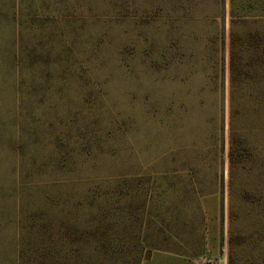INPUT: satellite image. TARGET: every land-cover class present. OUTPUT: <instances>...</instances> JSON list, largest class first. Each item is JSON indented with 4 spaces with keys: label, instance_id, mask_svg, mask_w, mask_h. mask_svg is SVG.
Masks as SVG:
<instances>
[{
    "label": "rangeland",
    "instance_id": "obj_1",
    "mask_svg": "<svg viewBox=\"0 0 264 264\" xmlns=\"http://www.w3.org/2000/svg\"><path fill=\"white\" fill-rule=\"evenodd\" d=\"M232 33L264 0H0V264H264V65L232 112Z\"/></svg>",
    "mask_w": 264,
    "mask_h": 264
},
{
    "label": "trees",
    "instance_id": "obj_2",
    "mask_svg": "<svg viewBox=\"0 0 264 264\" xmlns=\"http://www.w3.org/2000/svg\"><path fill=\"white\" fill-rule=\"evenodd\" d=\"M230 39V103L232 105V112H237L245 110L247 102V95L234 90L245 80V78L240 75L239 70V67L242 64L241 61L243 60L242 56L245 55V49L248 48V45L254 46V55L258 57L257 59L259 60V64L262 63L264 65V33H252L244 36H236L234 33H232ZM235 142L236 139L233 135L231 136L229 151L231 163L234 162V152H236L234 149ZM230 242H232V238H230Z\"/></svg>",
    "mask_w": 264,
    "mask_h": 264
}]
</instances>
